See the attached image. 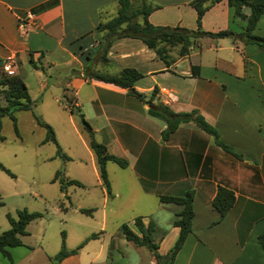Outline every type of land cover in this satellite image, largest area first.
<instances>
[{"label": "crops", "instance_id": "obj_1", "mask_svg": "<svg viewBox=\"0 0 264 264\" xmlns=\"http://www.w3.org/2000/svg\"><path fill=\"white\" fill-rule=\"evenodd\" d=\"M146 1L156 5L148 15L150 23L195 28L191 0ZM116 8L117 0H0V74L10 60L13 75L22 79L32 100L41 99L47 80L53 78L61 94L70 97L69 105L88 122L97 142L109 154L127 161L120 168L129 170L150 206L133 215L144 226L152 222L151 237L159 254L167 252L177 235L178 227L172 221L182 205L160 201L158 196H181L192 190L191 231L172 264H264V252L257 242L264 228V50L254 43L239 46L231 39L226 46L212 41L203 44L201 36L184 56L177 57L171 49L173 61L166 65L140 39L122 37L111 42L105 53L108 62L103 63L100 36L93 29L112 17ZM229 8L225 0L214 3L203 13L201 28L239 32L230 26L233 13ZM26 12L33 19L26 20ZM242 13L247 15L248 8L243 7ZM240 18L239 27H243L245 19ZM22 21L24 32L18 26ZM29 57L44 70L33 68ZM193 65L196 75L191 74ZM124 67L141 73L133 88L145 100L155 87L150 102L126 88L88 76L90 71L116 73ZM164 91L175 99L166 102ZM157 102L175 112L197 109L239 156L216 145L211 135L191 121L179 123L162 139L164 122L147 113ZM4 104L0 93V105ZM218 185L234 194L232 206L221 218L211 205ZM109 186L113 190L111 180ZM109 194L120 195L116 189ZM125 224L136 232L133 219ZM91 234L80 236L76 252L57 264H85L81 262L84 255L89 256L88 264L105 262L121 246L128 252L123 264H142L146 258L150 264L157 263L146 247L135 246L122 233L117 242ZM90 241L97 243L88 245ZM29 253L16 254V260L10 251L11 260L0 253V264H17ZM50 257L45 253L38 264H50Z\"/></svg>", "mask_w": 264, "mask_h": 264}, {"label": "rangeland", "instance_id": "obj_2", "mask_svg": "<svg viewBox=\"0 0 264 264\" xmlns=\"http://www.w3.org/2000/svg\"><path fill=\"white\" fill-rule=\"evenodd\" d=\"M232 17L230 26L241 31V18ZM259 18L252 32L264 36V13ZM202 40L203 44L212 41L226 46L231 43L227 37L213 40L204 36ZM235 42L239 46L243 43L240 39ZM47 83L48 88L31 110L14 112L16 132L7 115L0 117V163L13 174L12 177L0 169V200L3 203L0 206V232L9 227L6 213L14 218L16 211L24 208L41 214L26 226L27 233L20 236L21 246L9 249L14 260L18 256L16 254L30 251L17 264H38L45 258V253L52 256L60 248L63 238L66 248H74L80 242L77 241L80 236L91 233H97L106 241L112 238L117 242L121 224L134 219L135 212L150 208L129 170L112 161L105 162L108 184L111 180L113 190H118L120 195L110 196V191H113L110 186L108 192L100 184L95 157L88 148L86 132L76 108L73 107L72 112L68 110L70 105L53 78H49ZM33 113L50 125L65 157L56 154L53 142H42L45 129L35 122ZM55 173L58 179L52 181ZM59 178L63 182L62 190ZM69 179L79 184H65ZM80 208L91 209V213H82ZM91 243L97 241H90L88 245ZM118 249L105 262L95 260L90 264H123L127 260V251L123 246ZM146 251L149 250L146 248ZM81 262L88 264L89 256L84 255ZM142 264H150L148 258Z\"/></svg>", "mask_w": 264, "mask_h": 264}, {"label": "trees", "instance_id": "obj_3", "mask_svg": "<svg viewBox=\"0 0 264 264\" xmlns=\"http://www.w3.org/2000/svg\"><path fill=\"white\" fill-rule=\"evenodd\" d=\"M221 0H191L189 5L192 6L196 12L195 28L188 29L178 25H155L148 21L149 13L156 7V5L148 3L146 0H117V8L115 14L105 21H99L94 27L93 31L100 36L99 47L101 50L99 58L103 63L108 62L105 57L107 48L115 39L122 37H132L140 39L148 48L152 49L157 57H159L166 65L173 61L170 57L169 51L176 50V56L181 57L188 53L190 44L198 37L209 36L211 38L229 37L231 40L240 39L244 43H254L260 48H264V36L253 34L252 30L259 17L264 13V0H225L227 6L231 8L233 15L240 16L245 19V24L241 31L232 32L229 29H222L218 31H206L201 28V17L205 10H207L214 3ZM248 8V14L242 13V8ZM28 63L39 70H44L41 65H37L31 57L28 58ZM197 66H191V74L196 75ZM89 77L99 79L105 82L113 83L122 88H126L127 92L133 94L144 102H150L155 94V87L152 88L150 96L147 100L143 95L133 88L135 81L142 75L134 68L124 67L119 69L116 73H100L90 71ZM0 93L4 97L5 104L0 105V117L7 115L12 122L14 131H17L16 119L14 112L17 110H31L37 99H30L27 88L18 75L0 74ZM67 102H70V97L63 95ZM68 110L72 112L73 108L70 105ZM77 110V109H76ZM147 113L161 119L165 126L161 130V138L166 139L168 135L182 122H193L202 131L211 135L213 142L221 147L223 150L232 154V149L223 143L218 135L217 130L209 124L197 109L188 111L175 112L168 106L161 102L151 105L147 109ZM77 115L86 132L88 148L93 152L97 171L100 178V184L105 186L108 191V179L105 170V162L112 161L119 167H125L127 161L115 155L109 154L105 146L95 140L93 130L88 122L83 118V115L77 110ZM35 122L45 129V136L42 142L51 141L56 146V154L65 157L60 151V147L56 142L54 132L49 124L43 121L38 115L33 113ZM235 156H239L234 154ZM0 169L6 174L13 177V174L0 163ZM57 173V172H56ZM54 174L52 181L58 179ZM59 187L62 190L63 182L59 178ZM65 184H79L74 179H69ZM158 199L163 202H174L181 204V209L176 213L175 219L172 221L174 226L178 227L177 235L165 254L157 252V244L151 237L153 230L152 222H148L144 226L139 217L133 219V226L136 232L131 230L125 223L121 225V233L123 237L131 241L135 246L146 247L154 256L158 264H172L173 258L180 249L186 235L191 231V217L193 215L192 190H187L181 196L159 195ZM234 201L233 192L223 186L218 185L216 192L212 198L211 205L219 213V218L227 212ZM0 200V206L2 205ZM80 212L89 214L91 209L80 208ZM41 216L39 212L27 211L26 209H19L16 211V217H12L6 213V218L9 227L0 232V253L3 257L11 260L8 247L21 245L20 236L26 234L27 224ZM63 235V233H62ZM91 234L89 237H93ZM257 242L264 252V228L257 235ZM77 247L67 249L64 244V238L61 241L60 248L49 258L50 264H57L65 256L75 253Z\"/></svg>", "mask_w": 264, "mask_h": 264}, {"label": "built area", "instance_id": "obj_4", "mask_svg": "<svg viewBox=\"0 0 264 264\" xmlns=\"http://www.w3.org/2000/svg\"><path fill=\"white\" fill-rule=\"evenodd\" d=\"M25 16H26L25 17L26 20L33 19V15L30 12H26ZM25 25H26V23L23 22V21L20 22L19 25H18L19 26V29L22 32H24ZM11 67H12L11 61L10 60L9 61H6L2 65L3 72L6 73V75H13V70L11 69ZM164 92L167 95L166 96V102H172L175 99V95L172 94L171 92H168V91H164Z\"/></svg>", "mask_w": 264, "mask_h": 264}]
</instances>
